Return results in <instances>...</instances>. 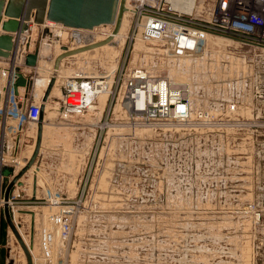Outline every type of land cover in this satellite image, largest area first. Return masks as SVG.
I'll list each match as a JSON object with an SVG mask.
<instances>
[{"label":"rangeland","instance_id":"rangeland-1","mask_svg":"<svg viewBox=\"0 0 264 264\" xmlns=\"http://www.w3.org/2000/svg\"><path fill=\"white\" fill-rule=\"evenodd\" d=\"M58 30L30 25V51L42 38L51 48L43 56L44 74L29 70L30 94L38 79L50 81L49 59L68 46L69 32L58 36ZM133 30L128 14L116 44L71 57L61 67L54 101L62 98L61 76L110 81L98 96L105 98L104 142L78 196L14 197L15 219L29 246L31 215L21 211L35 214L34 263L264 264V103L255 96L264 60L251 47L216 38L205 58L171 59L159 43L137 38ZM137 68L184 85L192 120L151 123L133 111L125 82ZM230 102L239 110L227 122L195 121L199 110L220 118ZM0 216V264H6L7 248L17 243L9 240L14 235L2 210ZM21 253L16 264H27Z\"/></svg>","mask_w":264,"mask_h":264},{"label":"built area","instance_id":"built-area-1","mask_svg":"<svg viewBox=\"0 0 264 264\" xmlns=\"http://www.w3.org/2000/svg\"><path fill=\"white\" fill-rule=\"evenodd\" d=\"M127 8L131 11L134 30L137 31L136 37L159 43L168 58H205L209 53V44L216 38L251 47L255 49L254 53L264 60V0H183L178 4L172 0H133L132 5H129V0H127ZM52 25L59 29L57 34H62L63 30L69 32L68 47L70 49L85 46L87 40L99 42L111 35V30L107 26L96 28L98 31L95 32L96 29L89 31ZM46 26L49 25L45 24L40 27L45 28ZM29 39L30 37H27L23 42L18 53L17 50L14 52L20 60L15 67L20 70L25 67V56L31 52L27 46ZM40 40L41 45L42 43L47 45L46 39ZM249 52H246L245 59L249 58ZM259 68H264V64ZM61 77L63 80L61 106L66 115L81 113L91 108L98 96L102 92L105 93L110 85L106 76L90 77L79 73L74 76ZM259 78L255 86V96L260 103H264V80L262 77ZM13 80L14 74L11 79L12 84ZM125 90V98L130 108L141 115L145 121L178 125L192 120L191 103L184 85H173L165 78L152 77L143 69L137 68L128 74ZM2 94L0 101V199L3 200L7 178L2 176L1 171L8 165L17 166L12 161L17 154L5 153V144L8 143L9 146L15 134L21 131L26 124L38 123L44 94L28 93L20 96L15 94L12 88ZM238 110L237 103L230 102L226 112L221 114L220 118L212 111L199 110L195 121L204 123L213 121L210 122L211 124L215 121L218 123V120L227 122L230 119L225 117H228L230 113H237ZM235 119H238L237 116ZM19 195L21 194L14 193L13 190L10 197V210L17 227L20 226V221L19 219L15 221L14 212L19 207L14 197ZM0 209L2 210V207ZM9 240L12 243V239ZM14 241L17 245L13 242L16 246L13 248L10 244L12 246L10 249L16 264L19 256L20 258L23 256L21 246L16 239ZM17 252L19 255L16 254Z\"/></svg>","mask_w":264,"mask_h":264},{"label":"water","instance_id":"water-1","mask_svg":"<svg viewBox=\"0 0 264 264\" xmlns=\"http://www.w3.org/2000/svg\"><path fill=\"white\" fill-rule=\"evenodd\" d=\"M127 11V0H0V61L10 60L14 56L18 37L28 33L31 24L43 26L48 22L64 28L89 31L101 26H107L111 30V35L99 42L87 41L85 46L76 49H70L66 45L61 46V53L54 59L52 67L54 75L42 99L38 134L33 153L23 168L16 174H14L12 167H4L1 171L2 176L11 178L3 193L4 204L2 211L4 221H6L21 246L27 264H33L31 249L34 246L35 214L32 211H21V213L31 215L30 246H27L13 221L10 210V197L15 187L23 186L22 178L35 165L41 148L44 115L56 83L57 73L61 69V63L64 59L111 44L122 29L124 15ZM40 50L41 40L36 45L34 52H30L25 56V67L37 68ZM10 64L13 66L11 65L8 71L4 72L0 69V90L3 89L4 85L3 73H5L4 77H8L11 70L15 68V64L12 61ZM32 78L31 75L25 76L20 69L15 70L12 84L14 93L18 95L19 88L22 87L28 94L31 89ZM2 97L3 94L0 92V101ZM34 185H36V180H34ZM6 260V264H15L10 248H7Z\"/></svg>","mask_w":264,"mask_h":264},{"label":"crops","instance_id":"crops-1","mask_svg":"<svg viewBox=\"0 0 264 264\" xmlns=\"http://www.w3.org/2000/svg\"><path fill=\"white\" fill-rule=\"evenodd\" d=\"M23 41H25L23 35L18 37L16 42L17 53ZM43 45L42 43L41 47ZM17 56L18 55L15 54V65L19 64ZM70 58L71 57L64 59L61 63V67ZM39 60V66L33 69V71L41 75V71L44 74V69L47 66V61L43 60L41 52L39 53ZM10 68L11 65L9 63L0 61V69L4 72L8 71ZM29 70L31 69L22 67L21 71L25 76H29ZM45 72H47V70H45ZM9 74H11V76H3L4 85L3 89L0 90L1 93L10 88L13 90L11 78L14 71ZM40 80L39 85L35 82L36 89H33L32 95L36 93L41 94V87H44L45 84H43L42 79ZM26 94L25 89L20 87L19 95L25 96ZM54 98V96H51L47 103L51 111H47L46 108L44 115L41 148L34 165L36 171L33 172L32 176L30 172H27L22 178L24 185L14 189V193H22L30 199L70 198L74 195L78 196L80 194V186L89 178L87 173L89 174V169H91V159L95 156L94 154L96 152L98 154L100 153V140L104 132L105 98H97L91 108L81 113L68 115L63 112L61 98L57 101H54ZM37 134L38 123H28L21 131L15 134L9 146L8 143L5 144V153L9 155L17 154L16 157L12 158L18 161V165L16 167L13 166L14 168L12 167L15 171L14 174L24 166V164H19V162L29 160L31 157ZM99 164L100 157L98 155V168L100 166ZM8 167L11 166L8 165ZM10 179L11 178L5 179V184L8 183ZM34 180H36V185H34Z\"/></svg>","mask_w":264,"mask_h":264},{"label":"bare ground","instance_id":"bare-ground-1","mask_svg":"<svg viewBox=\"0 0 264 264\" xmlns=\"http://www.w3.org/2000/svg\"><path fill=\"white\" fill-rule=\"evenodd\" d=\"M130 1V0H129ZM173 2H175L176 4H178V3H181L183 0H172ZM129 8V7H128ZM128 14H130V10H128L126 13H125V16H124V21H125V18L128 16ZM46 24H48V25H51L52 23H46ZM34 27V26H33ZM32 27V28H33ZM123 27V26H122ZM34 28H36V27H34ZM27 34L28 33H25V34H22L23 36H24V39H25V41H26V39H27ZM21 35V36H22ZM58 36L60 35V33L59 34H57ZM63 36H64V34H63ZM119 36H120V34H118L117 36H115V39H114V41L111 43V44H109V45H113V44H116V40H117V38H119ZM64 37H66V36H64ZM64 37L62 38V39H64ZM67 39V38H66ZM88 41V40H87ZM86 41V42H87ZM32 44H33V42H32ZM108 46V45H107ZM40 52H41V55L42 56H50V53H51V48L48 46V45H43L42 47H41V50H40ZM84 53H86V52H84ZM84 53H82V54H84ZM81 55V54H80ZM78 56V55H77ZM18 57V56H17ZM15 54H14V56H12V58L10 59V60H7L6 62L7 63H9L10 64V62L12 61L13 62V64L15 63ZM18 60H19V58H17ZM50 62H51V64H52V66H53V64H54V61H53V58L51 57L50 59ZM40 61V60H39ZM19 63H20V60H19ZM10 65H12V64H10ZM13 66V65H12ZM39 66V65H38ZM16 69L14 68L13 70H11V72L12 71H15ZM61 70V69H60ZM60 70L58 71L59 73H57V79H56V83H55V86L57 85V83L59 82V76H60ZM10 72V73H11ZM54 75V73H53V69H52V72H51V74H50V78H49V80H51V78H52V76ZM10 76H11V74H10ZM11 78V77H10ZM48 78V77H47ZM12 79V78H11ZM10 81V80H9ZM40 79H38L37 80V84L39 85V83H40ZM48 82H50V81H46V83H45V86L44 87H41V90H40V93L41 94H44V90L46 89V87L48 86ZM55 86H54V88H53V91H52V94L51 95H53L54 93H55ZM103 93V92H102ZM101 93V94H102ZM34 126V125H33ZM34 129V128H33ZM35 145V144H34ZM32 150V149H31ZM32 152V151H31ZM30 153V152H29ZM16 157V156H15ZM30 159V158H29ZM12 161H14L17 165H18V161L17 160H15V159H12ZM28 160H24V161H20L19 163H21L22 165L24 164H26V162H27ZM35 167H33L29 172H30V174H33V172L34 171H36V168L34 169ZM15 172V171H14ZM21 182H23V181H21ZM38 183V182H37ZM3 204H4V200H2V199H0V208L1 207H3ZM18 210V209H17ZM1 211V210H0ZM14 217H15V214H14ZM15 221H16V219H15ZM18 229H19V231H20V234H21V236H22V238H23V240L25 241V239H24V235L22 234V232H21V227L18 225ZM14 237L15 236H10V239H12V241L13 240H15L14 239ZM25 243H26V241H25ZM27 244V243H26ZM27 246H29L28 244H27ZM13 249V248H12ZM32 251H34L33 250V248L31 249V254H32V256L34 255L33 253H32ZM12 252V251H11ZM12 254V253H11ZM13 256V255H12ZM35 262V256L33 257V264H35L34 263Z\"/></svg>","mask_w":264,"mask_h":264}]
</instances>
